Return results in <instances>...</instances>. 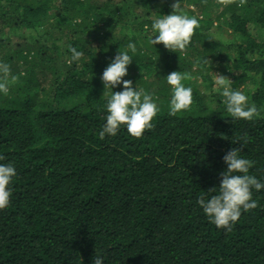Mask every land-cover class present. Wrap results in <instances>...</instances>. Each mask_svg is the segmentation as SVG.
Here are the masks:
<instances>
[{
    "label": "trees",
    "instance_id": "16d2710c",
    "mask_svg": "<svg viewBox=\"0 0 264 264\" xmlns=\"http://www.w3.org/2000/svg\"><path fill=\"white\" fill-rule=\"evenodd\" d=\"M174 2L0 0V34L28 32L14 46L9 36L0 42L9 68L0 73L8 89L0 93V162L17 171L0 210V264H92L97 255L103 264H264V189L230 232L196 204L219 184L230 148L264 181V39L249 27L264 31V0H178L199 27L177 52L148 42L152 20ZM129 41L137 53L123 79L152 94L160 111L139 138L121 127L100 140V74ZM69 47L81 57L72 60ZM219 63L234 89L252 82L247 96L260 118L232 120L218 96L201 92L212 89ZM175 70L198 86L189 109L169 115L164 76Z\"/></svg>",
    "mask_w": 264,
    "mask_h": 264
},
{
    "label": "clouds",
    "instance_id": "9594fccd",
    "mask_svg": "<svg viewBox=\"0 0 264 264\" xmlns=\"http://www.w3.org/2000/svg\"><path fill=\"white\" fill-rule=\"evenodd\" d=\"M168 14H162L152 20L151 30L155 35L149 39V44L162 43L173 52L183 51L190 43L195 28L199 22L195 17L181 14L178 0L171 5ZM71 59L77 60L82 53L74 47H69ZM137 53L135 43L129 41L125 50H118L100 74L105 98V115L98 138L115 136L123 127L133 137L139 138L145 129L153 127L152 120L160 111L152 94L143 88L133 87L131 80L123 79L127 75L128 65ZM8 65L0 63V73L7 75ZM186 77L179 71H171L164 76V82L170 86L168 100L169 115H177L186 111L192 104V89L182 81ZM119 87L120 90L113 91ZM6 83L0 82V93H7ZM212 92L222 98L223 110L232 120L251 121L260 118L261 110L255 103H249V97L242 91L232 87V81L219 74L214 79ZM246 142V141H245ZM242 146V145H241ZM240 148H230L223 156L225 167L220 171L219 184L206 190L197 197L196 204L208 221L217 229L230 232L241 216L257 207V201L252 198L253 191L264 189V181L250 174L254 161L242 156ZM0 161L4 157L0 155ZM17 176L15 165L0 162V210L8 207L11 196V184ZM92 264H103V257L97 255Z\"/></svg>",
    "mask_w": 264,
    "mask_h": 264
},
{
    "label": "rangeland",
    "instance_id": "374dc122",
    "mask_svg": "<svg viewBox=\"0 0 264 264\" xmlns=\"http://www.w3.org/2000/svg\"><path fill=\"white\" fill-rule=\"evenodd\" d=\"M254 15V13H252ZM250 29H251V33L252 36H254L256 39L258 40H262L264 39V31H260L257 32V28H255L254 24L251 23L249 25ZM218 33L217 36L219 38H221L223 41H227L228 37L226 35L225 32H222L221 30H216ZM28 32H26L24 35H20L18 32L14 33V32H10V33H6V34H0V42L4 41L6 36H9V38L6 40V44L8 43L11 46H14L15 44L19 43L22 41V38L25 37L27 35ZM198 61V59H195V63ZM194 66V65H193ZM223 67L222 63H219V65L217 64L215 66V69L212 70L211 75L213 76V80L215 79V77L219 74H221V68ZM194 68V67H193ZM230 79V78H229ZM11 80V79H10ZM182 83L186 86V87H191V89L193 90L194 88H196L198 86V83H196L195 81L192 80H186L184 79L182 81ZM170 88V87H169ZM253 88L252 82H250V80L248 81H244L239 83L238 85L235 86V89L242 91L244 94L248 95V93L250 92V90ZM211 90V91H209ZM207 89V90H201V92L203 94L206 95V98L208 101L212 100L213 95L217 96L215 93L212 92V89ZM222 98L219 97V101L221 102Z\"/></svg>",
    "mask_w": 264,
    "mask_h": 264
}]
</instances>
